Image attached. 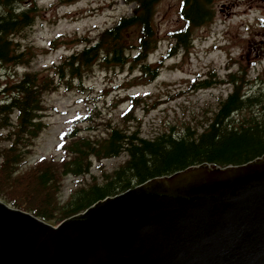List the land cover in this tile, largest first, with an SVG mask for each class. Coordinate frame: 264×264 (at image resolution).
Segmentation results:
<instances>
[{
  "label": "trees",
  "instance_id": "trees-1",
  "mask_svg": "<svg viewBox=\"0 0 264 264\" xmlns=\"http://www.w3.org/2000/svg\"><path fill=\"white\" fill-rule=\"evenodd\" d=\"M28 3L26 4L25 3ZM160 0H125L133 4L130 15H122L91 41L77 37L81 49L67 55L52 70H25L20 77L7 81L0 90V197L13 206L39 218L57 223L79 213L105 196L115 195L148 179L171 174L188 165L215 162L241 164L264 154V87L243 92L246 69L229 72L224 78L208 71L190 81L187 90L228 82L232 90L220 98L208 125L201 131L189 126L181 136L161 132L153 138L140 135L135 115L138 98L122 114L119 124L104 122V133L88 135L82 126H72L60 135L59 158L44 157L24 167L26 154L45 126L41 119L46 109L45 93L63 85L80 89L82 79L96 62L105 67H123L128 62L139 66L148 81L158 76L164 59L192 43L196 26L211 20L212 0H180L181 27L169 32L172 46L156 64L146 61L156 45L155 5ZM38 11L37 0H0V65H23L29 60L15 35L30 27ZM176 93L174 96L179 95ZM170 96V98L174 97ZM253 110L235 122L238 111ZM87 126L86 129H89ZM127 158L111 171L90 174L92 158L117 156ZM90 179L70 189L62 200V181L66 175Z\"/></svg>",
  "mask_w": 264,
  "mask_h": 264
},
{
  "label": "rangeland",
  "instance_id": "rangeland-1",
  "mask_svg": "<svg viewBox=\"0 0 264 264\" xmlns=\"http://www.w3.org/2000/svg\"><path fill=\"white\" fill-rule=\"evenodd\" d=\"M37 5L34 24L15 35V40L32 57L27 65H0V89L5 82L15 78L14 72L20 76L24 70L52 69L53 65L49 64L58 63L76 48L77 37L91 39L120 16L132 12V5H126L125 0H37ZM211 6L212 20L193 29L192 46L186 52L180 51L166 59L153 81L149 82L140 73L138 65L130 62L121 68L110 69L95 64L83 80L84 92L59 86L45 94L46 109L41 119L46 127L30 147L24 167L41 157L52 154L59 157L60 153L55 149L58 136L73 119L92 113L95 129L84 131L90 135L102 133L104 122H119L131 95L143 94L144 97L136 109L140 134L154 137L167 131L178 136L187 126L201 131L212 119L218 100L232 89L226 83L186 92L187 82L198 73L214 68L217 74L224 76L227 71H236L243 66L246 91L263 87L264 0H213ZM178 9L179 0L157 3L154 16L157 47L150 53L149 61L156 62L167 51L168 30L182 24ZM178 92L182 94L170 99ZM249 111L253 110L237 112L235 121ZM125 158L126 155L121 154L100 162L94 160L92 172L99 174L100 170H112ZM63 182L62 198L65 199L69 187L74 184L72 176H66Z\"/></svg>",
  "mask_w": 264,
  "mask_h": 264
},
{
  "label": "water",
  "instance_id": "water-1",
  "mask_svg": "<svg viewBox=\"0 0 264 264\" xmlns=\"http://www.w3.org/2000/svg\"><path fill=\"white\" fill-rule=\"evenodd\" d=\"M0 264H264V154L151 178L56 227L0 200Z\"/></svg>",
  "mask_w": 264,
  "mask_h": 264
},
{
  "label": "bare ground",
  "instance_id": "bare-ground-1",
  "mask_svg": "<svg viewBox=\"0 0 264 264\" xmlns=\"http://www.w3.org/2000/svg\"><path fill=\"white\" fill-rule=\"evenodd\" d=\"M168 38V37H167ZM175 137V136H174Z\"/></svg>",
  "mask_w": 264,
  "mask_h": 264
}]
</instances>
